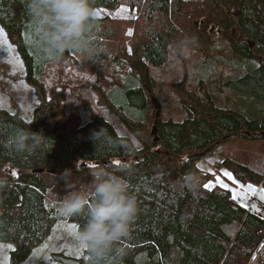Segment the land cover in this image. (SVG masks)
<instances>
[{
	"label": "trees",
	"instance_id": "obj_1",
	"mask_svg": "<svg viewBox=\"0 0 264 264\" xmlns=\"http://www.w3.org/2000/svg\"><path fill=\"white\" fill-rule=\"evenodd\" d=\"M27 4L0 0V26L15 45L25 82L38 99L31 122L0 109V172L4 167L17 171L5 175L0 185V243L12 245L9 262L26 261L58 222L74 224L80 231L86 214L60 217L56 205L72 191L87 190L92 173L103 169L123 176L137 201L129 236L115 245L123 253L96 262L84 249V259L56 255L58 262L248 264L264 244V219L232 201L228 189L206 188L214 176L197 165L221 145L264 139V0H92L94 10L126 6L137 17L112 25L93 18L86 33L91 53L69 49L55 60L41 47ZM128 29L133 30L130 35ZM213 37L230 46L235 64L242 59L252 63L245 75L226 83L248 99L245 112L216 105L215 80L201 81L192 90L184 79L172 90L185 119H162L154 106L150 67L164 65L170 48L211 49ZM64 61L99 72L114 66L118 84L106 93L98 91V103L126 126L141 149L86 105L91 119L84 125L77 113H63L65 92L55 85L46 87L44 78ZM54 119L66 121L61 139L51 134ZM19 128L42 132L47 140L30 153L3 147ZM221 156L237 182L264 187L258 172Z\"/></svg>",
	"mask_w": 264,
	"mask_h": 264
},
{
	"label": "rangeland",
	"instance_id": "obj_2",
	"mask_svg": "<svg viewBox=\"0 0 264 264\" xmlns=\"http://www.w3.org/2000/svg\"><path fill=\"white\" fill-rule=\"evenodd\" d=\"M128 9L126 6L115 10L101 9L97 15L105 16L103 17L106 19L105 25H112L115 22L111 21L129 20L131 14L134 19L137 17L136 12H130ZM127 34L130 35V29ZM235 62L236 56L230 46L216 37L212 39L211 49L206 51L188 47H183L179 51L170 48L166 63L157 69H150L156 82L153 99L158 115L164 120L175 122L185 119L186 114L179 98L172 90L173 85L184 79L186 85L192 90H195L201 81L208 83L210 79L215 80L212 86L216 92L213 97L216 105L221 109L244 113L248 99L236 94L226 83L245 75L252 63L245 59L237 64ZM64 63L66 64L54 66L44 78L46 87L55 85L65 92L66 97L61 103L63 113L65 115L77 113L84 125L91 119L89 112L84 110V105H86L108 122L119 136L127 137L135 149H141L142 145L130 134L126 126L106 106L98 103V91L106 93L118 84L115 79L114 66L111 64V70L108 72H99L84 70L80 68L81 63L74 61H64ZM37 105L38 99L33 88L25 82L24 66L16 47L0 26V109L9 113L17 112L24 121L31 122ZM56 124H58L59 133L66 127L64 119H54L52 128ZM216 151L215 155L209 156L197 165L201 170L213 174L214 179L208 185L220 186L217 183L219 179L227 185L232 201L264 219V199H261L264 187L237 182L232 172L223 165L224 157L221 156L246 164L264 177V139L249 143L236 141L230 145H221ZM225 172L231 173L233 179L230 180L225 176ZM13 173L17 175V171L4 167L0 172V185L5 175H13ZM248 185H251L255 192H249ZM73 226L75 225L66 221L56 223L51 234L21 264H62L55 260L56 255L84 259V248L78 246L75 240L78 231L76 226ZM11 249L12 245L0 243V264H11L8 259ZM262 250L264 256V245ZM262 262L264 264V259Z\"/></svg>",
	"mask_w": 264,
	"mask_h": 264
},
{
	"label": "clouds",
	"instance_id": "obj_3",
	"mask_svg": "<svg viewBox=\"0 0 264 264\" xmlns=\"http://www.w3.org/2000/svg\"><path fill=\"white\" fill-rule=\"evenodd\" d=\"M27 11L39 31L41 47L53 60L69 49L91 53L86 33L96 15L92 0H28ZM46 140L42 132L19 128L8 136L3 147L30 153ZM56 213L60 217L86 214L87 222L75 240L91 260L99 262L109 254L122 255L123 249L115 245L129 236L137 201L123 176L100 169L92 173L87 190L64 196L56 205Z\"/></svg>",
	"mask_w": 264,
	"mask_h": 264
},
{
	"label": "snow or ice",
	"instance_id": "obj_4",
	"mask_svg": "<svg viewBox=\"0 0 264 264\" xmlns=\"http://www.w3.org/2000/svg\"><path fill=\"white\" fill-rule=\"evenodd\" d=\"M7 38L5 37V40ZM13 175H15V173H13ZM225 176H227L230 180L233 179L231 173H227L225 172L224 173ZM217 183L220 184L221 187L225 188L227 190V185H224L219 179H217ZM206 188H210L211 186L210 185H205ZM248 191L249 192H255V189L251 186V185H248ZM233 198L235 199L236 196L234 195ZM261 199H264V192H262V195H261ZM75 227V226H73Z\"/></svg>",
	"mask_w": 264,
	"mask_h": 264
},
{
	"label": "built area",
	"instance_id": "obj_5",
	"mask_svg": "<svg viewBox=\"0 0 264 264\" xmlns=\"http://www.w3.org/2000/svg\"><path fill=\"white\" fill-rule=\"evenodd\" d=\"M263 250L262 247L258 250V252L250 259L248 264H263Z\"/></svg>",
	"mask_w": 264,
	"mask_h": 264
},
{
	"label": "crops",
	"instance_id": "obj_6",
	"mask_svg": "<svg viewBox=\"0 0 264 264\" xmlns=\"http://www.w3.org/2000/svg\"><path fill=\"white\" fill-rule=\"evenodd\" d=\"M102 8H98V9H96V10H94L95 11V13H96V15H95V17L94 18H103V17H105V16H100V15H97L98 13V11H100ZM126 9H128L127 7H126ZM103 10V9H102ZM128 11H130L129 9H128ZM131 12V11H130ZM132 16L129 18V19H134V17H133V14H131ZM123 18V17H122ZM130 33H131V30H130ZM162 67V66H161ZM150 69H152V70H154V69H157V68H151L150 67ZM150 69H149V74H150V76L153 78V76H152V74L150 73ZM154 79V78H153ZM155 81V80H154ZM155 85H156V82H155ZM112 89V88H111ZM110 89V90H111Z\"/></svg>",
	"mask_w": 264,
	"mask_h": 264
},
{
	"label": "water",
	"instance_id": "obj_7",
	"mask_svg": "<svg viewBox=\"0 0 264 264\" xmlns=\"http://www.w3.org/2000/svg\"><path fill=\"white\" fill-rule=\"evenodd\" d=\"M57 125L58 124H56V125L53 126V128L51 130V134L54 135V136L58 135V138L61 139L62 136L59 135L60 133H59V129H58ZM152 135L153 136L155 135V128H153V130H152ZM39 172H41V171H39Z\"/></svg>",
	"mask_w": 264,
	"mask_h": 264
}]
</instances>
